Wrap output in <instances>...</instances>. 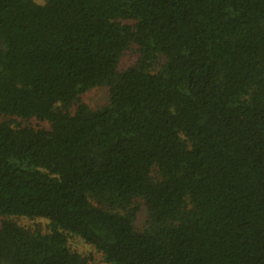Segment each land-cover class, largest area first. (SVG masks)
<instances>
[{
  "label": "trees",
  "instance_id": "16d2710c",
  "mask_svg": "<svg viewBox=\"0 0 264 264\" xmlns=\"http://www.w3.org/2000/svg\"><path fill=\"white\" fill-rule=\"evenodd\" d=\"M0 115V264H264V0H0Z\"/></svg>",
  "mask_w": 264,
  "mask_h": 264
},
{
  "label": "rangeland",
  "instance_id": "374dc122",
  "mask_svg": "<svg viewBox=\"0 0 264 264\" xmlns=\"http://www.w3.org/2000/svg\"><path fill=\"white\" fill-rule=\"evenodd\" d=\"M137 59V53L135 47L132 46L129 51H127L124 56L121 58L118 71H123L128 67L132 66ZM81 102L85 103L91 109H98L108 102V91L106 88H96L86 92L81 98ZM8 122L12 128L30 126V127H42L48 128L49 126L46 123H39L35 120H21L13 117H5L0 115V122ZM12 220L19 226H22L27 229H36L43 233L48 231V221L44 219H27V218H12ZM147 220V213L145 208L140 207V210L136 216L135 226L140 228L144 225ZM2 217H0V222ZM67 245L70 250L85 256L94 264H106L103 260V257L98 253L93 247L85 244L77 237H67Z\"/></svg>",
  "mask_w": 264,
  "mask_h": 264
}]
</instances>
